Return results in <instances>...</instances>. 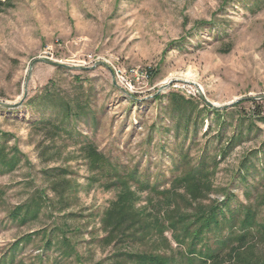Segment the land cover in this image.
Segmentation results:
<instances>
[{
	"label": "rangeland",
	"instance_id": "374dc122",
	"mask_svg": "<svg viewBox=\"0 0 264 264\" xmlns=\"http://www.w3.org/2000/svg\"><path fill=\"white\" fill-rule=\"evenodd\" d=\"M38 58L63 66L38 62L27 81ZM132 67L149 77L135 78ZM45 90L54 101L85 106L66 121L71 138L52 139L41 128L57 113L45 105ZM170 93L195 108L176 110ZM198 93L218 106L264 94V0H10L0 8V101L10 104L0 105V141L22 159L0 173V264H114L112 247L98 239L115 190L92 178L79 150L85 142L159 185L180 171L183 156L196 165L217 155L211 179L226 194L210 197L227 198L230 209L253 203L264 184V98L241 100L216 118ZM54 169L67 173L62 204L50 188L56 178H47ZM37 194L46 201L38 217L13 220L10 211ZM139 197L137 206L155 199ZM54 229L64 231L75 256L46 246Z\"/></svg>",
	"mask_w": 264,
	"mask_h": 264
},
{
	"label": "trees",
	"instance_id": "16d2710c",
	"mask_svg": "<svg viewBox=\"0 0 264 264\" xmlns=\"http://www.w3.org/2000/svg\"><path fill=\"white\" fill-rule=\"evenodd\" d=\"M8 6L10 0H0V8ZM44 96L51 100L45 105L57 113L53 117L42 118L41 128L52 139L61 134L71 138L73 133L65 127L66 121L72 116L73 108L80 111L85 106H73L62 98L54 101L57 96L47 90ZM241 100L235 104L241 103ZM170 101L178 111L183 106H194L191 99L175 93H170ZM248 101L256 104L254 99ZM202 108L216 118L225 112V109L208 105ZM262 121L264 123V117ZM248 129H251V125ZM2 136H6V133H1L0 139ZM79 150L87 170L95 175L92 177L96 178L94 181L103 180L106 190H115L114 198L101 213L99 223L103 235L98 239L102 247H112L110 258L114 264H264V215L258 218L259 209L264 207V184L253 203L240 204L236 209H230L227 198L225 201L211 198L225 193L215 188L211 179L212 170L218 162L217 155L209 157V164L203 157L196 165H191L183 156L180 171L173 175L167 185H159L156 182L150 184L144 177L142 180L135 168L125 170L112 163L93 143H82ZM225 150L226 146L220 154ZM21 162L17 149L0 141V173L14 171ZM66 174L65 169H54L47 176L56 178L52 185L50 183V188L56 193L60 204L65 200V195L59 187ZM143 192L153 194L155 199L137 206ZM41 203H46L45 199L39 194L34 195L29 202L17 205L9 214L19 224H24L38 217ZM54 230H57L56 233L52 232L56 240L47 239L46 246L55 245L64 256H75L64 231ZM166 232H170L175 247L165 236ZM41 233L44 235V231ZM31 234L16 244L29 242Z\"/></svg>",
	"mask_w": 264,
	"mask_h": 264
},
{
	"label": "water",
	"instance_id": "95a60500",
	"mask_svg": "<svg viewBox=\"0 0 264 264\" xmlns=\"http://www.w3.org/2000/svg\"><path fill=\"white\" fill-rule=\"evenodd\" d=\"M38 62L45 63V64L52 65V66H56V67L57 66H63L60 63H57V62H54V61H51V60H48V59H44V58L34 59V60L31 61L30 65H29L27 81H28V79L30 77V73H31L32 67ZM96 64L103 65L106 68L110 69L104 62H97ZM165 87L166 86L160 87L159 91L162 90ZM25 92H26V90L24 89V94H25ZM198 97L203 103H205L206 105H208V106H210L212 108H215V109H226L227 107L231 106L232 104H234L235 102L240 100V99H237L236 101H233V102L228 103L226 105L218 106V105H214L213 103L209 102L202 94L198 93ZM262 98H264V94L257 95V96H247V97H244V98H241V99H262ZM0 105L3 106V107H9L10 106L9 103H5V102H1V101H0Z\"/></svg>",
	"mask_w": 264,
	"mask_h": 264
},
{
	"label": "built area",
	"instance_id": "2783aa9c",
	"mask_svg": "<svg viewBox=\"0 0 264 264\" xmlns=\"http://www.w3.org/2000/svg\"><path fill=\"white\" fill-rule=\"evenodd\" d=\"M115 76L117 77L118 81L121 82L122 85H124L128 89H132L131 82L127 79L126 75H123V73L120 70L114 69L113 70ZM129 72L135 77L139 78L142 77H149L148 72H141L139 71L138 67H132V69H129Z\"/></svg>",
	"mask_w": 264,
	"mask_h": 264
}]
</instances>
